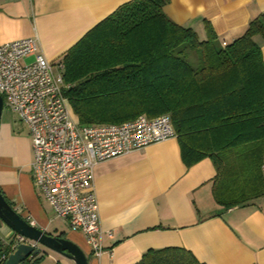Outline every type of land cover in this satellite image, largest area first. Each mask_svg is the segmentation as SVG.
I'll return each mask as SVG.
<instances>
[{
	"label": "crops",
	"instance_id": "1",
	"mask_svg": "<svg viewBox=\"0 0 264 264\" xmlns=\"http://www.w3.org/2000/svg\"><path fill=\"white\" fill-rule=\"evenodd\" d=\"M130 0H0V45L37 37L38 53L63 61L79 39ZM164 12L175 23L207 38L210 24L221 43L246 31L264 13V0H170ZM262 55L264 59V43ZM34 59L31 57L30 60ZM3 118L0 128V188L13 207L43 231L73 240L89 264H136L150 249L181 247L204 264H264V178L218 179L211 158L183 162L178 137L149 144L96 165L94 188L104 232L101 256L85 235L57 217L37 194L31 175L32 138L25 123ZM247 176V178H245ZM249 178V179H248ZM251 184V185H250ZM259 194L248 197V193ZM248 200L227 206L226 203ZM16 233L0 223V240ZM8 244V243H7ZM38 264H76L54 251ZM43 254H40L41 256Z\"/></svg>",
	"mask_w": 264,
	"mask_h": 264
},
{
	"label": "trees",
	"instance_id": "2",
	"mask_svg": "<svg viewBox=\"0 0 264 264\" xmlns=\"http://www.w3.org/2000/svg\"><path fill=\"white\" fill-rule=\"evenodd\" d=\"M169 2L130 0L94 26L61 61L63 92L82 125L167 114L187 166L211 158L219 180L239 182L252 174L258 184L254 171L264 157V13L224 45L210 24L201 39L175 23L164 12ZM251 190L248 197L259 195ZM136 264L204 263L190 250L165 247L147 250Z\"/></svg>",
	"mask_w": 264,
	"mask_h": 264
},
{
	"label": "built area",
	"instance_id": "3",
	"mask_svg": "<svg viewBox=\"0 0 264 264\" xmlns=\"http://www.w3.org/2000/svg\"><path fill=\"white\" fill-rule=\"evenodd\" d=\"M37 41L27 37L0 45V94L5 106L29 128L34 154L29 169L37 194L57 217L81 231L92 251L101 256L106 252L103 235L112 232H104L100 225L96 165L177 133L167 114L104 126L80 124L63 92L65 63H50L37 54ZM15 239L28 242L21 235ZM6 257L8 253L2 252L0 264Z\"/></svg>",
	"mask_w": 264,
	"mask_h": 264
},
{
	"label": "water",
	"instance_id": "4",
	"mask_svg": "<svg viewBox=\"0 0 264 264\" xmlns=\"http://www.w3.org/2000/svg\"><path fill=\"white\" fill-rule=\"evenodd\" d=\"M3 105H5L4 97L0 94V128L4 110ZM3 194L0 188V223L6 224L16 235L28 239V242L18 243L15 237L13 242L0 240V255L4 251L8 253L5 264H24L40 254H43L39 256L42 257L40 260L42 262L49 254L47 249L73 260L76 264H89L88 256L82 247L69 238L49 234L34 226L13 207L12 203Z\"/></svg>",
	"mask_w": 264,
	"mask_h": 264
},
{
	"label": "rangeland",
	"instance_id": "5",
	"mask_svg": "<svg viewBox=\"0 0 264 264\" xmlns=\"http://www.w3.org/2000/svg\"><path fill=\"white\" fill-rule=\"evenodd\" d=\"M28 61H30V59H28ZM3 107H4V110H3V114H2V119L9 117L8 119L14 120L13 119L14 115L12 114L11 110L8 107H6L5 105Z\"/></svg>",
	"mask_w": 264,
	"mask_h": 264
}]
</instances>
